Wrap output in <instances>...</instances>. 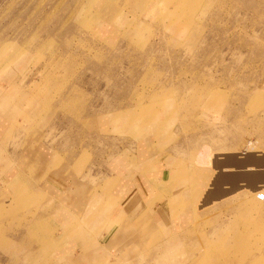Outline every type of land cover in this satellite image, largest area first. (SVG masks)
<instances>
[{
    "label": "rangeland",
    "instance_id": "rangeland-1",
    "mask_svg": "<svg viewBox=\"0 0 264 264\" xmlns=\"http://www.w3.org/2000/svg\"><path fill=\"white\" fill-rule=\"evenodd\" d=\"M181 136L215 139L224 155L251 140L248 153L264 155V0H0V264H53L43 198L2 185L38 144L52 161L79 155L91 174L101 148L137 143L139 158L153 139L164 149ZM256 189L205 206L172 241V263L264 264ZM157 259L172 264L159 250L137 264Z\"/></svg>",
    "mask_w": 264,
    "mask_h": 264
},
{
    "label": "crops",
    "instance_id": "crops-1",
    "mask_svg": "<svg viewBox=\"0 0 264 264\" xmlns=\"http://www.w3.org/2000/svg\"><path fill=\"white\" fill-rule=\"evenodd\" d=\"M169 129L173 131L166 127L164 133ZM187 138L181 136L164 149L153 139L154 144L148 142L149 151L144 152L149 156L139 158L137 143L133 149L116 145L112 157L108 152L105 157L101 148L93 157L100 169L91 174L77 164L79 155L70 161H52V148L38 144L13 179L2 185L12 188L16 196L43 198L39 205L46 208L41 210L39 226L47 230L45 238L52 241L50 227L58 229L56 241L48 245L53 256L45 263L63 264L70 258L77 264H93L106 257L108 264H137L158 250L172 263L176 258L172 241L190 230L195 220H202L205 206L212 201L227 192L257 188L253 197L264 202V197L257 196L264 190L259 188L264 184V155L248 153L246 142L251 140L240 154L224 155L227 150L215 139ZM205 152L209 161L199 162L198 154ZM53 200L58 207L55 213L47 208ZM53 215L54 222H48ZM70 215L77 219L67 221ZM60 227L65 232L60 233ZM67 239L68 247L62 244ZM174 264L194 263L184 259Z\"/></svg>",
    "mask_w": 264,
    "mask_h": 264
},
{
    "label": "bare ground",
    "instance_id": "bare-ground-1",
    "mask_svg": "<svg viewBox=\"0 0 264 264\" xmlns=\"http://www.w3.org/2000/svg\"><path fill=\"white\" fill-rule=\"evenodd\" d=\"M9 132H10V131H9ZM137 172H138V171H137ZM227 190H228V189H227ZM251 190H252V189H251ZM255 191H256V190H255ZM257 196H258V197H264V194H262V193H258ZM149 232H150V231H149ZM144 234H145V233H144ZM139 237H140V236H139ZM153 256H154V255H153ZM152 258H153V257H152ZM164 260H165V259H164ZM155 261H156V262H155L156 264H157V263L159 264L158 259L155 260Z\"/></svg>",
    "mask_w": 264,
    "mask_h": 264
}]
</instances>
